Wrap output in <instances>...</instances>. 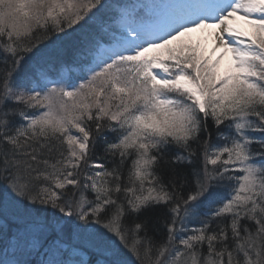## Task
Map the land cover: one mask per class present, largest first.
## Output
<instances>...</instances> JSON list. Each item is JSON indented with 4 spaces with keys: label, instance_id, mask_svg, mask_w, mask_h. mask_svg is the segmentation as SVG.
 <instances>
[{
    "label": "snow or ice",
    "instance_id": "obj_1",
    "mask_svg": "<svg viewBox=\"0 0 264 264\" xmlns=\"http://www.w3.org/2000/svg\"><path fill=\"white\" fill-rule=\"evenodd\" d=\"M0 264H264V0H0Z\"/></svg>",
    "mask_w": 264,
    "mask_h": 264
}]
</instances>
